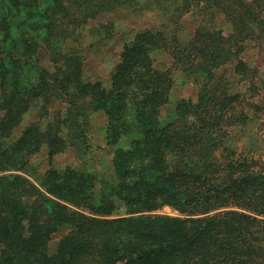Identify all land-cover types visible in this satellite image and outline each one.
<instances>
[{
	"label": "rangeland",
	"instance_id": "obj_1",
	"mask_svg": "<svg viewBox=\"0 0 264 264\" xmlns=\"http://www.w3.org/2000/svg\"><path fill=\"white\" fill-rule=\"evenodd\" d=\"M156 1L121 4L112 12L97 14L85 24L83 20L70 26L67 33L57 30L54 36L44 27L49 21L44 5L34 8L32 4V14L39 26L35 31L39 36L36 49L39 65L24 68L18 64L19 53L11 45L9 55L0 53V123L5 122L3 114L11 101L22 110L17 121L0 128V141L5 142L3 146L12 145L14 154H21L27 170L40 179L52 170L50 183L54 187L50 190L63 195L66 201L46 192L23 170H14L10 165H0L2 187L13 176L25 178L43 193L46 199L43 206L48 210L54 209L51 205L54 202L111 222L104 230L118 228L119 220L129 217L182 218L165 198L174 200L179 194L172 197L178 176L170 173L175 171L170 168L180 164L186 170L188 166L184 159L180 163L181 143L176 144V149L165 146L174 143L182 129L208 115L216 119L211 118L207 124L218 123L215 127L222 146L214 150L211 158L219 170H228L227 164L261 170L259 161L264 159V141L259 142V116L264 119V0H186L190 3L189 11L175 24L167 21L169 12L162 14ZM108 23L109 36L95 30ZM199 25L206 29L212 26L216 39L221 37V32L224 39L232 33L238 37L244 34L246 41L239 46L237 59L229 58L216 67L210 55L214 54V48L205 44L197 46L194 42ZM156 31H161L166 39L156 36ZM146 32L137 38L138 33ZM50 37L53 38L51 49L42 43H47ZM147 38L154 42V46L147 44L152 50V61L143 62L140 45L134 46V41ZM13 40L17 42V35ZM124 44L132 48L126 50ZM39 78L44 81L43 90L40 86L36 88ZM70 107L78 115L69 114ZM27 127L31 128L21 140L23 148L17 149L16 144ZM175 132L178 135L170 136V140L169 135ZM31 142L37 145V151L28 155L26 148ZM139 142L146 146L148 155L140 153L143 146L136 148ZM157 150L164 156L161 165L156 164L153 155ZM8 152L0 153V162L13 156ZM193 158L201 157L198 153ZM122 162L134 172L129 174L130 180L137 182L132 192L129 187L121 186ZM165 162H169V168L164 166ZM15 183L12 182V188L17 189ZM165 187L171 193L156 196L155 209L127 212L125 206H131L132 200H143L148 188L158 191ZM179 202L178 197L176 204ZM78 204L109 213L95 214L86 207H77ZM67 229L62 227L51 235L49 256H56L59 240ZM93 253L96 257L88 259L86 264H108L97 251ZM170 262L167 258L161 264ZM72 264L77 261L73 260Z\"/></svg>",
	"mask_w": 264,
	"mask_h": 264
},
{
	"label": "trees",
	"instance_id": "obj_2",
	"mask_svg": "<svg viewBox=\"0 0 264 264\" xmlns=\"http://www.w3.org/2000/svg\"><path fill=\"white\" fill-rule=\"evenodd\" d=\"M182 1L157 0L156 5L162 14L168 11L170 16L167 21L175 24L180 16L189 11L190 3ZM133 2L134 0H0V53L9 55L11 45L19 53L16 58L18 64L24 68L39 65L36 56L39 36L35 34L39 26L32 14L33 3L34 8L44 5L45 16L49 20L44 27L54 36L57 30L67 33L70 26L82 23L83 20L85 24L99 13L112 12L121 4L126 6ZM196 7L201 9L199 4ZM171 17L173 20H170ZM109 27L110 23L102 24L95 30L103 31L109 36ZM213 31L212 26L208 29L204 25L197 26L194 34L196 45L205 44L214 48V54L210 55L215 59L216 67L229 58L237 59L239 46L246 41V36L242 34L238 37L236 33H232L224 39L221 32V37L216 39ZM146 34L148 33H138L137 38ZM14 35H17V42L13 40ZM156 36L166 39L161 31H156ZM52 42L53 38L50 37L47 43H42L51 49ZM134 42V46L140 45V60L152 61V50H149L147 44L154 46V42L150 38ZM124 48L130 50L132 47L124 44ZM4 59L6 58L1 57V60ZM43 85L44 81L39 78L36 88L39 89L40 86L43 90ZM69 103L72 105L74 101L69 100ZM9 105L3 114L5 122L0 123V128L13 124V120L17 121V117L22 114L21 106L14 105L12 101ZM221 105L219 104L220 107ZM69 114L76 116L78 112L70 107ZM207 114L209 113L204 115ZM203 117L200 118L201 122L197 119L198 123L191 124L186 130L182 129L180 135L176 132L169 135L170 140V136H178L174 143L171 141L165 146L176 149V144L181 143L183 149L179 152L182 153L180 163L184 159L188 166L186 170L180 164L170 168L175 170L170 173L178 176L173 184V191L171 190L172 197L177 192L179 194L174 200L165 198L166 203L173 205L182 218L129 217L119 220L118 228L104 230L111 222L97 220L54 202L51 203L54 209L48 210L43 206L46 199L38 188L25 178L13 176L5 187L0 183V264H72L73 260L77 264H86L88 259L96 257L93 253L96 251L108 264H161L167 258H170L171 264H264V159L259 161L261 170L227 164L228 170L220 171L211 158L214 150L222 146L216 129L218 123L210 121L209 125L206 121L216 118L212 115ZM259 118V142H262L264 119L261 116ZM31 127L23 130V136L15 145L17 149L23 148L21 140ZM165 141L169 140L165 138ZM4 143L0 141V153L9 151L8 154L13 156L0 162L1 166L10 165L14 170H23L43 190L66 201L63 195L50 190L54 187L50 183L52 170L46 171L40 179L33 171L27 170L21 154H14L12 145L3 146ZM142 146L140 153L148 155L149 151L143 143H137L136 148ZM26 149L30 155L37 151V145L31 142ZM171 152L178 153L175 150ZM198 153L201 158L194 160L193 156ZM153 155L156 164L161 165L164 156L158 150ZM169 165V162L164 163L168 168ZM121 172L122 188L127 186L131 192L136 190L137 182L130 180L129 175L134 172L129 170L126 162H122ZM15 180L18 182L15 183ZM12 182L17 189L12 188ZM156 191L148 188V194L143 200H132L131 206H125L128 207L127 212L155 209V197L171 193L168 192V187ZM178 197L180 202L176 204ZM78 206L86 207L95 214L109 213L101 212L99 208L93 210L85 205ZM62 227H67L68 231L59 240L56 256L51 257L48 254V242L51 235ZM115 229L119 231L116 232Z\"/></svg>",
	"mask_w": 264,
	"mask_h": 264
}]
</instances>
